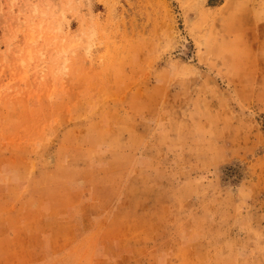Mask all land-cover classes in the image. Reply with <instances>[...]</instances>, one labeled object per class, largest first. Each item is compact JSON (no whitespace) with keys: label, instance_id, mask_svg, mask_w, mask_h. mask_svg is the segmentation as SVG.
Returning a JSON list of instances; mask_svg holds the SVG:
<instances>
[{"label":"rangeland","instance_id":"374dc122","mask_svg":"<svg viewBox=\"0 0 264 264\" xmlns=\"http://www.w3.org/2000/svg\"><path fill=\"white\" fill-rule=\"evenodd\" d=\"M0 264H264V0H0Z\"/></svg>","mask_w":264,"mask_h":264}]
</instances>
